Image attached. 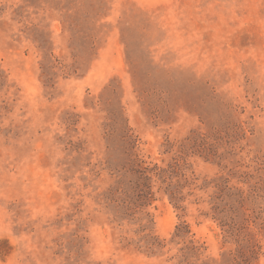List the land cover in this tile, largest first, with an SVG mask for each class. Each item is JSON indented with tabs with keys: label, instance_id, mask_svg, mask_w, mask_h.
Masks as SVG:
<instances>
[{
	"label": "rangeland",
	"instance_id": "rangeland-1",
	"mask_svg": "<svg viewBox=\"0 0 264 264\" xmlns=\"http://www.w3.org/2000/svg\"><path fill=\"white\" fill-rule=\"evenodd\" d=\"M0 264H264V0H0Z\"/></svg>",
	"mask_w": 264,
	"mask_h": 264
},
{
	"label": "trees",
	"instance_id": "trees-1",
	"mask_svg": "<svg viewBox=\"0 0 264 264\" xmlns=\"http://www.w3.org/2000/svg\"><path fill=\"white\" fill-rule=\"evenodd\" d=\"M157 171H159L157 173ZM151 172L157 174L158 177H160V180L162 181V183L164 185H166V192L169 193L171 199L174 202H177V204L181 201V184L180 183H175L174 179L177 177L175 175L174 171H170V170H160L158 168L151 170L149 168H141L139 170L135 171V177L137 176V179L135 178V180L133 181V187L135 188V191L137 192V196L140 200H146L148 198H150L151 195H154L151 192V187H152V178L150 176ZM175 175V176H174ZM152 197V196H151ZM225 210H220V213H224ZM219 220H221L222 218H217ZM223 223V226L227 227L229 226L230 228V232L233 231L236 228V224H228L226 222H224L223 220L221 221ZM147 228L143 229L144 231ZM178 232H180V230L178 229ZM145 240L147 241L146 246L151 249H158L162 247L161 241L159 240L158 237H153L151 234H148L145 237ZM246 262L248 260H245Z\"/></svg>",
	"mask_w": 264,
	"mask_h": 264
}]
</instances>
